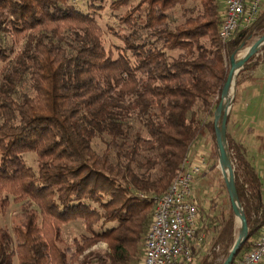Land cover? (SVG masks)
<instances>
[{"label": "trees", "instance_id": "1", "mask_svg": "<svg viewBox=\"0 0 264 264\" xmlns=\"http://www.w3.org/2000/svg\"><path fill=\"white\" fill-rule=\"evenodd\" d=\"M107 6L117 25L101 24ZM224 15L223 0H0V216L10 196L25 216L13 236L0 224V264H142L156 199L204 137L217 145L230 60L264 34V0L227 41ZM261 63L264 47L237 86ZM227 141L249 226L235 264L263 234L264 183ZM197 206L195 264H223L240 236L232 205L220 223ZM75 220L85 233L63 246Z\"/></svg>", "mask_w": 264, "mask_h": 264}, {"label": "rangeland", "instance_id": "2", "mask_svg": "<svg viewBox=\"0 0 264 264\" xmlns=\"http://www.w3.org/2000/svg\"><path fill=\"white\" fill-rule=\"evenodd\" d=\"M117 13H119V11ZM102 14L103 19H100V22L103 26H106L107 23L117 25L118 19L112 15V10L108 6ZM105 38L108 47L114 48V42H116V40L120 42V38H115L109 33H106ZM242 50L245 49H239L237 51L235 62L241 60L240 52ZM261 50L262 48L258 52H261ZM1 68L2 64H0V70ZM231 68L232 62L230 60V69ZM241 77L243 82L237 86V93L234 96L229 113L232 112L233 118L241 119L242 122L240 123L243 124L241 125L239 123L236 131L232 130L231 132L234 135L236 132V135H238V137L236 136L237 139L241 137L243 139V137H245V140H242V142L250 146L249 159L256 166L264 183V63H261L256 69L245 71ZM232 91L233 87H231L229 96L233 95ZM226 100L225 103L227 102ZM252 116H256V118H252ZM202 141L206 147L205 150L211 153V158L214 160L210 158L211 164H209L206 171L197 178V185H195L198 187V190L194 192V197L195 193L198 194L197 198L201 211L214 215V221L220 223L224 217L228 215L231 208V201L227 192L225 176L220 165L218 146L210 134L204 137ZM209 157L210 156L207 155V161ZM23 158L29 167L35 171L38 170V157L35 152L24 153ZM9 198L10 202L8 206H6L1 213L0 224L8 229L13 236L14 226L23 225L25 223V216L23 213L24 204L15 202L12 196ZM62 233L61 244L63 246L72 244L74 239L80 238L85 233L84 223L82 220L71 221L63 227ZM13 246L14 245H12L11 248H13ZM96 247L104 249L107 248V245L99 243ZM203 248L207 249V246L204 245ZM203 253L204 252L201 251L200 255ZM13 264H19L17 257L14 258Z\"/></svg>", "mask_w": 264, "mask_h": 264}, {"label": "built area", "instance_id": "3", "mask_svg": "<svg viewBox=\"0 0 264 264\" xmlns=\"http://www.w3.org/2000/svg\"><path fill=\"white\" fill-rule=\"evenodd\" d=\"M223 1L225 15L220 36L227 41L243 19L246 22L254 19L263 0ZM206 152H201L195 159L189 155L169 190L156 199L142 264H195L200 257L206 234L197 235L199 212L194 186L209 166ZM235 264H264V230L262 236L254 241L252 249Z\"/></svg>", "mask_w": 264, "mask_h": 264}, {"label": "water", "instance_id": "4", "mask_svg": "<svg viewBox=\"0 0 264 264\" xmlns=\"http://www.w3.org/2000/svg\"><path fill=\"white\" fill-rule=\"evenodd\" d=\"M264 41V34L258 37L248 48V54L239 62H235V56L231 58L232 68L229 71L227 82L222 91V99L215 112V127L217 146L220 154V165L225 176L226 186L229 192L232 209L234 211L237 221L240 223V236L233 245L229 255L223 264H232L234 258L238 254L241 246L247 241L249 237V226L244 207L240 201L235 181V171L231 160V154L228 149L227 132H228V116L230 107L237 93V81L241 71L244 69L249 60L258 53V47ZM233 87V95L229 96ZM227 102L225 103V100Z\"/></svg>", "mask_w": 264, "mask_h": 264}, {"label": "crops", "instance_id": "5", "mask_svg": "<svg viewBox=\"0 0 264 264\" xmlns=\"http://www.w3.org/2000/svg\"><path fill=\"white\" fill-rule=\"evenodd\" d=\"M252 118H256V116H252ZM240 122H242V120L239 119V118H238V119L233 118V114H232V112H231V121H230V124H228V131L230 132V134L232 135L233 138H235L236 140L242 141V140H245V139H244L245 137H243V139H242V137H241L240 139H237L238 135H236V132H235V135L231 132L232 130H235V131H236V129H237V127L239 126V123H240ZM240 124L242 125L243 123H240ZM241 128H242V126H241ZM236 136H237V137H236ZM239 137H240V136H239ZM246 146H247V151H248V155H249V152H250V146H249V144H246ZM205 149H206V147H205L204 143H201V144H199V145H196V146L192 149V151H191V154H190L191 158H193V159L197 158L198 154H200V153L203 152V151H206ZM207 154H208V156H210V157L208 158V161H209V162H211V160H214V159L211 158V153H210V152H207ZM210 158H211V160H210ZM209 164H210V163H209ZM205 171H206V170H205ZM261 178H262V176H261ZM262 180H263V179H262ZM196 182H197V181H196ZM196 185H197V183H196ZM196 185L194 186V192L198 190V187H197ZM197 195H198V194L195 193V199L198 201ZM198 202H199V201H198Z\"/></svg>", "mask_w": 264, "mask_h": 264}, {"label": "bare ground", "instance_id": "6", "mask_svg": "<svg viewBox=\"0 0 264 264\" xmlns=\"http://www.w3.org/2000/svg\"><path fill=\"white\" fill-rule=\"evenodd\" d=\"M264 47V41L263 42H261V44L259 45V47H258V50H260L261 48H263ZM248 48L247 49H245V50H242L241 52H240V57H241V59H243L247 54H248ZM240 60V59H239ZM227 101V100H226Z\"/></svg>", "mask_w": 264, "mask_h": 264}]
</instances>
